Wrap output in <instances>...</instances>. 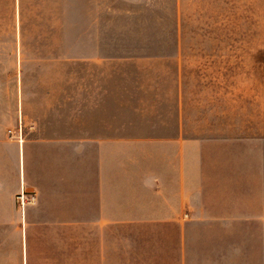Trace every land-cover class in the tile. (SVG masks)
<instances>
[{
    "label": "rangeland",
    "instance_id": "1",
    "mask_svg": "<svg viewBox=\"0 0 264 264\" xmlns=\"http://www.w3.org/2000/svg\"><path fill=\"white\" fill-rule=\"evenodd\" d=\"M179 95L191 136L227 139L211 193L228 219L191 222L190 243L246 244L237 230L264 234V0H0V138L93 112L117 134L165 133ZM10 163L0 155V264H61L76 239L28 237L26 249ZM141 225L112 226L98 244L116 247L115 264H168L177 231Z\"/></svg>",
    "mask_w": 264,
    "mask_h": 264
},
{
    "label": "crops",
    "instance_id": "2",
    "mask_svg": "<svg viewBox=\"0 0 264 264\" xmlns=\"http://www.w3.org/2000/svg\"><path fill=\"white\" fill-rule=\"evenodd\" d=\"M188 120L179 95L165 133L157 124L140 135L124 125L117 134L108 119L101 129L93 112L87 123L59 126L55 133L44 126L43 135L26 138L20 129L2 136L0 155L11 157L12 196L34 198L23 212L19 208L26 249L28 237H71L77 243L61 245V264H115L116 247H101L98 238L115 225L149 222L177 231L168 264H264L260 230H237V237L249 238L246 244L191 245V222L216 229L228 219L214 211L220 198L211 193L220 186L217 160L227 139L191 136ZM3 189L0 183V196Z\"/></svg>",
    "mask_w": 264,
    "mask_h": 264
},
{
    "label": "built area",
    "instance_id": "3",
    "mask_svg": "<svg viewBox=\"0 0 264 264\" xmlns=\"http://www.w3.org/2000/svg\"><path fill=\"white\" fill-rule=\"evenodd\" d=\"M34 199L32 198L31 200H26V197L24 195V193H21V205L24 208L26 204H29L33 201Z\"/></svg>",
    "mask_w": 264,
    "mask_h": 264
}]
</instances>
